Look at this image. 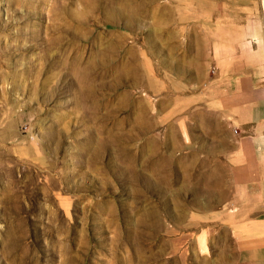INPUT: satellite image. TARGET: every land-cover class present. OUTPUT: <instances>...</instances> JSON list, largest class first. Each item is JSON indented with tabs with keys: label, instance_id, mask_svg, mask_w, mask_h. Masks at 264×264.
<instances>
[{
	"label": "rangeland",
	"instance_id": "rangeland-1",
	"mask_svg": "<svg viewBox=\"0 0 264 264\" xmlns=\"http://www.w3.org/2000/svg\"><path fill=\"white\" fill-rule=\"evenodd\" d=\"M148 2L0 0V264H234L225 226L188 225L215 121L140 90ZM222 5L258 14L262 49L264 0Z\"/></svg>",
	"mask_w": 264,
	"mask_h": 264
},
{
	"label": "crops",
	"instance_id": "crops-1",
	"mask_svg": "<svg viewBox=\"0 0 264 264\" xmlns=\"http://www.w3.org/2000/svg\"><path fill=\"white\" fill-rule=\"evenodd\" d=\"M141 20L140 90L155 100L154 113L211 114L203 128L212 142V178L220 181L204 202V222L225 226L234 264H264V47L258 14L224 0H149ZM144 23V22H143ZM166 100L161 105L160 101ZM206 153V152H205ZM205 244L208 236H203Z\"/></svg>",
	"mask_w": 264,
	"mask_h": 264
}]
</instances>
